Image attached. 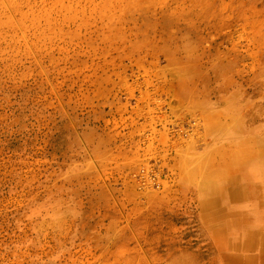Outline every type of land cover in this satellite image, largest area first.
Segmentation results:
<instances>
[{
  "label": "rangeland",
  "instance_id": "rangeland-1",
  "mask_svg": "<svg viewBox=\"0 0 264 264\" xmlns=\"http://www.w3.org/2000/svg\"><path fill=\"white\" fill-rule=\"evenodd\" d=\"M263 151L264 0H0V264H264Z\"/></svg>",
  "mask_w": 264,
  "mask_h": 264
},
{
  "label": "bare ground",
  "instance_id": "bare-ground-1",
  "mask_svg": "<svg viewBox=\"0 0 264 264\" xmlns=\"http://www.w3.org/2000/svg\"><path fill=\"white\" fill-rule=\"evenodd\" d=\"M263 152H264V151H263ZM238 153H239V152H238ZM259 153H260V152H258V154H259ZM252 156H253V155H252ZM240 157H241V156H240ZM250 157H251V156H250ZM250 157H249V158H250ZM233 158H235V157H233ZM237 158H238V157H237ZM246 159H248V158H246ZM244 160H245V159H244ZM242 162H243V161H242ZM239 163H241V162H239ZM243 166H244V165H243ZM245 170H246V169H244V171H245ZM249 170H253V171H254V170H255V167H253V166H252V168L249 167ZM245 172H246V171H245ZM256 172H257V171H256ZM246 173H247V172H246ZM248 173H249V172H248ZM251 175H252V174H251Z\"/></svg>",
  "mask_w": 264,
  "mask_h": 264
}]
</instances>
